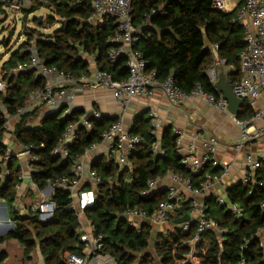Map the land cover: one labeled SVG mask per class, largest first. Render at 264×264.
Returning <instances> with one entry per match:
<instances>
[{
    "label": "trees",
    "instance_id": "16d2710c",
    "mask_svg": "<svg viewBox=\"0 0 264 264\" xmlns=\"http://www.w3.org/2000/svg\"><path fill=\"white\" fill-rule=\"evenodd\" d=\"M47 1L52 15L46 24L57 25L56 31L52 36L37 30L26 33L28 39L11 52L2 65L3 78L0 79L8 85L5 93L0 92V131L9 119L17 118L12 125L13 139L18 146L30 148L37 159L29 166L31 182L39 191L54 186L61 179H73L75 163L101 144L105 132L117 121L94 118L90 122L92 130L84 126L77 129L67 159L54 156L68 129L78 124L85 112L68 113L61 107L42 115L38 107L18 116L27 108L32 95L47 86L46 79L38 78L30 67L33 52L36 51L35 57L46 68H55L66 75H90V62L94 60L97 70L108 72L114 81L125 82L129 77L125 57L116 63L109 60V53L115 47L111 43L117 29L115 19L92 23L91 0ZM244 1L240 0L232 13L225 14L213 8V0H134L132 16L134 26L140 31L135 49L146 60L148 72H155L161 82L172 77L175 85L187 94L201 87L204 94L218 98L207 74L214 64L215 46H218L219 58L233 68L232 84L242 78L241 55L246 43L243 28L234 19ZM42 6L40 0H35L31 12L23 9L22 12L31 15ZM152 12L155 13L151 15ZM147 15H151L148 22ZM34 22L43 28L39 19ZM21 66L29 68L18 72ZM253 115V110L243 101L236 116L238 121L250 120ZM151 132L150 119L147 115L139 116L130 134L141 138L142 143L130 153L129 167L122 169L111 156L97 160L91 170L101 179V184L96 188L90 183L82 187V191L93 189L96 192L95 204L84 211V216L94 234L103 237L104 252L113 257L116 264H264V164L248 185L240 182L227 191L228 201L243 210L241 219L221 207L216 196L206 199L207 214L226 231L224 235L208 232L198 240L195 226L188 233L172 226L168 233L159 234L154 253L149 252L152 227L143 224L138 231L124 217L128 209L145 211L152 216L166 201V191L145 196L149 184L180 175L191 179L198 187L207 175L219 176L222 172L212 165L199 174L189 171L181 164L177 136L170 130H166L160 140L161 152L155 154L153 147L158 139ZM0 156H5L3 147H0ZM15 161L12 159L8 164L9 177L0 181V201L5 202L7 217L14 222V229L0 237V248L7 241H17L24 249V260L31 261V254L39 245L45 264H66V255L80 256L83 251L81 223L73 210L70 190L53 188L51 200L55 203V212L49 220L42 221L38 213L22 215L16 202L18 188L23 184V169L22 165L16 166ZM3 170L1 162L0 175ZM189 210L190 202L183 203L172 222L187 215ZM192 241L194 247L189 246ZM6 258V253H0V264Z\"/></svg>",
    "mask_w": 264,
    "mask_h": 264
},
{
    "label": "built area",
    "instance_id": "2783aa9c",
    "mask_svg": "<svg viewBox=\"0 0 264 264\" xmlns=\"http://www.w3.org/2000/svg\"><path fill=\"white\" fill-rule=\"evenodd\" d=\"M237 1V0H234ZM228 3L226 0H213V8L225 14H230L237 8L236 2ZM133 3L134 0H91L92 23L101 22L105 18H113L116 20V33L111 39V43L115 46L109 53V60L116 63L122 56L126 58V67L129 71V77L125 82L114 81L113 76L108 72L96 70L90 75H81L74 77L60 73L55 68L48 69L40 65L35 56L32 57L30 67L39 68L40 72L46 76L58 75L61 78L59 86L48 84L43 91L35 92L25 110L19 112L18 116L23 115L28 110H34L38 107H63V101L66 96V89L77 86H87L89 88L101 87L111 90L114 93L116 103L121 107H127L133 100L139 98H152L157 90L163 91L170 103L175 106H182L193 97H200L205 102L213 106L216 110L232 115L228 111V102L219 96L218 98L204 94L201 87H197L187 94L181 91L174 83L172 77L161 82L158 80L155 72H148L147 62L143 55L135 49L140 41V31L134 26L133 20ZM23 9L22 0H0L1 12L21 13ZM155 12H152L153 15ZM146 16V22L150 20V16ZM17 19V17H16ZM243 28L244 39L246 43L245 50L241 55L242 78L233 83L234 94L241 101L248 103L253 110V118L240 122L235 120L237 126L242 130L240 141L233 147L235 153H241L245 147L252 142H256L264 137V107L260 108L259 103H264V0H245L241 8L237 11L234 19ZM218 46L213 50L217 51ZM221 66H227L226 61L218 59L213 66L207 71L208 77L212 84L217 81V69ZM29 67H20L18 72L25 71ZM8 85L0 80V92L5 93ZM94 118L99 119L101 115L94 112ZM151 121L152 135L158 139L153 147V152L159 154L160 139L158 132L162 128L159 114L157 111H151L148 114ZM17 119V118H16ZM14 119V120H16ZM13 119H9L0 131V147L5 150V156H0V163L3 162L4 170L0 175V181L4 182L9 177L8 164L12 159L26 158V164L36 161L32 156L30 148H22L18 151L15 149V141L12 135ZM80 126L92 130L91 123L81 118L78 124L71 126L65 134L60 146L55 149L53 155L62 159L69 157L68 148L76 140V131ZM177 152L182 156L181 164L185 166L193 174H199L205 167L212 165L213 168L222 170L219 176L207 175L204 182L195 187L191 179L184 178L180 175H171L173 185L167 189V199L161 203L154 215L149 216L147 212L141 210L128 209L124 217L130 222L131 226L136 230H140L141 225L148 222L151 227H163L171 224L175 218L177 211L185 202H190V210L187 215L190 221L179 228L182 232L188 233L194 224L200 237L208 232H217L220 235L226 233L221 229L218 223L209 218L207 214V206L205 201H201L207 191L215 185L221 184L225 178L229 176L230 166L222 165L218 160L219 141L214 135H209L201 142V154L197 147L198 138L195 137L187 147L183 144V133L177 132ZM103 141L110 144V155L122 169L129 167L128 157L130 153L138 147L142 140L137 136L125 133L121 123L114 124L103 135ZM248 167L244 173L242 184L248 185L254 178L256 171L264 164V154L258 157L248 155L246 157ZM85 169L78 162L75 163L72 174L73 179H61L54 186H50L53 190L55 187H63L69 189L73 198V210L77 212L79 218L84 211L95 204L96 192L92 190L82 191L81 182L84 178ZM28 177V176H27ZM26 176H22L23 184L18 188V195L21 187L25 184ZM89 182L94 188L101 184L98 175L90 171ZM159 182L154 181L149 184V190L144 193L145 196L159 190ZM32 182L29 184L31 185ZM32 186H34L32 184ZM54 192V190H53ZM217 202L221 207L227 208L236 219L243 217V210L236 204L228 201L227 198L218 196ZM33 214L38 213L42 221L52 218L55 212V203L50 199L32 204L28 210ZM80 242L83 251L80 256L66 255V264H116L113 257L104 252L103 237L96 236L94 232H84L79 230ZM201 240V239H200ZM195 242L189 243L190 247H194Z\"/></svg>",
    "mask_w": 264,
    "mask_h": 264
},
{
    "label": "crops",
    "instance_id": "0c3cea01",
    "mask_svg": "<svg viewBox=\"0 0 264 264\" xmlns=\"http://www.w3.org/2000/svg\"><path fill=\"white\" fill-rule=\"evenodd\" d=\"M35 0H22L23 10L27 13L31 10L32 3ZM47 2V0H46ZM8 16L7 13L1 12L0 17ZM211 48L210 45H208ZM214 62L219 59L217 51L213 50ZM225 71L232 70V67L221 66ZM90 70L94 72L97 66L94 60L90 62ZM218 70V69H217ZM43 76L46 79L47 85L59 86L61 78L58 75L46 76L40 71L37 72V77ZM232 74L229 76L232 82ZM219 81L217 71V81ZM217 91V90H216ZM218 93V91H217ZM222 97L221 94L218 93ZM63 108L69 113L72 110L85 112V115L90 112H97L108 120L116 123H121L125 133H131L136 119L139 116L147 115L151 111H157L162 124L161 130L158 132V138L161 140L165 134L164 129L170 130L173 135L177 132L183 133V144L185 147L195 138H198L197 147L201 154V142L209 135H214L219 141L218 160L224 166H230L229 176L221 184L215 185L207 191L199 199L205 201L210 196H220L227 198V191L234 185L240 183L244 177V173L248 167L246 157L252 155L255 157L264 154V137L256 142L249 143L243 152L235 153L233 147L240 141L242 130L236 125V116H230L216 110L213 106L205 102L200 97L190 98L186 104L175 106L166 97L161 90H157L152 98H139L133 100L127 107L121 108L115 101L114 93L101 87L89 88L87 86L70 87L66 89V96L63 101ZM259 107L263 108L264 103L260 102ZM41 113L44 115L48 109L41 107ZM248 120H242L245 122ZM15 149L18 151L20 146L15 144ZM110 144L103 141L101 144L94 146L87 154L79 160L85 169L84 178L81 186L84 187L90 183L89 172L92 171V164L100 159L109 158ZM26 158H19L22 165L23 175L28 176L32 172L29 165L26 164ZM173 185L172 177L168 176L159 182L160 192L166 191ZM25 188L32 195V202H42L50 199L53 192L50 193L49 187L44 191H39L34 185L24 184ZM36 199V200H33ZM23 201V200H22ZM28 201V200H27ZM16 206L22 215L28 214V205L22 204L21 200H17ZM5 202L0 201V237L6 236L14 228V222L7 217ZM81 229L84 232H93L91 223L87 221L84 214L80 216ZM0 253H6L7 258L2 264H45L44 257L41 253L40 246L37 245L35 251L31 254L32 260L25 261L23 247L14 240L7 241L0 248Z\"/></svg>",
    "mask_w": 264,
    "mask_h": 264
},
{
    "label": "rangeland",
    "instance_id": "374dc122",
    "mask_svg": "<svg viewBox=\"0 0 264 264\" xmlns=\"http://www.w3.org/2000/svg\"><path fill=\"white\" fill-rule=\"evenodd\" d=\"M226 1L230 3L234 0H226ZM40 2L49 4L48 1L46 2V0H40ZM234 2H236V4L238 5L240 0ZM29 12H31V10ZM7 14L8 16L6 17H0V79L3 78L2 65L8 61L11 52L19 48L20 45H22V43H24L28 39L26 33H29L30 30H37L41 34H44L46 36H52L57 29V25L53 27H49L46 24L47 18L52 15V10L50 9V7L46 8V6H42L39 10L35 11L31 15L24 14L23 12L14 13L11 11L8 12ZM39 18H42L43 28L36 26L34 22L35 19H39ZM5 40L7 41V44H3ZM0 106H1V102H0ZM44 108L48 109L47 112L60 109V107H53V108L44 107ZM15 165L16 166L20 165V161L16 160ZM31 197L32 195L30 194V192L27 191L25 188L21 187V191L18 195V199L21 200V203L22 204L25 203L28 206L34 204L31 200L33 197L32 198ZM171 229H172L171 224H167L160 229L152 228V240L150 243L149 252L154 253L155 241L159 236V234H166Z\"/></svg>",
    "mask_w": 264,
    "mask_h": 264
},
{
    "label": "water",
    "instance_id": "95a60500",
    "mask_svg": "<svg viewBox=\"0 0 264 264\" xmlns=\"http://www.w3.org/2000/svg\"><path fill=\"white\" fill-rule=\"evenodd\" d=\"M41 4L43 6H46V8L50 7L49 4H46L44 2H42ZM39 22L42 23V18H39ZM33 53L36 56V51H34ZM40 65L45 66L42 63H40ZM32 71L38 72V71H40V69L39 68H33ZM217 71H218L219 81L214 84V87L218 91V93L222 95L223 99L228 102L229 113L232 116H237L239 114L241 107H242V101H241V99L237 98L236 95L234 94V85L232 84V82L229 79V76L231 74H233V71L232 70L225 71L223 67H219ZM39 77L40 76H38V78ZM72 111H74V110H72ZM84 119L86 122L90 123L94 119V112L87 113L84 116ZM165 131H166V129H164V132ZM31 174H32V172H30L28 177H26L24 180L25 184H27V185H29L31 183ZM49 191H50V193L53 192L51 187H49ZM189 221H190V216L185 215L182 218L174 220L171 223V226L179 227L180 225L188 223ZM145 224L150 225L148 222H146ZM192 226H194V224ZM152 228L160 229L159 227H156V226H153Z\"/></svg>",
    "mask_w": 264,
    "mask_h": 264
}]
</instances>
